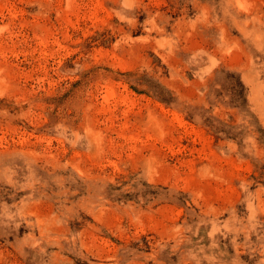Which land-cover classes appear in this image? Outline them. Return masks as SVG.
Wrapping results in <instances>:
<instances>
[{
    "label": "rangeland",
    "instance_id": "rangeland-1",
    "mask_svg": "<svg viewBox=\"0 0 264 264\" xmlns=\"http://www.w3.org/2000/svg\"><path fill=\"white\" fill-rule=\"evenodd\" d=\"M0 264H264V0H0Z\"/></svg>",
    "mask_w": 264,
    "mask_h": 264
}]
</instances>
